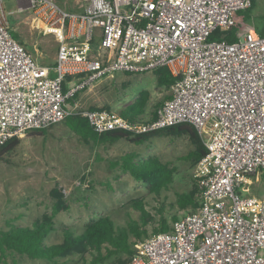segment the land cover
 <instances>
[{"label": "built area", "instance_id": "2783aa9c", "mask_svg": "<svg viewBox=\"0 0 264 264\" xmlns=\"http://www.w3.org/2000/svg\"><path fill=\"white\" fill-rule=\"evenodd\" d=\"M6 1L0 0V148L75 115L99 134L192 125L207 150L194 175L202 206L138 244L129 264H264V198L251 193L252 181L264 178V36L210 41L230 30L252 0H16L30 28L57 43L52 69L13 36ZM163 68L175 84L147 120L70 102L119 72Z\"/></svg>", "mask_w": 264, "mask_h": 264}, {"label": "rangeland", "instance_id": "374dc122", "mask_svg": "<svg viewBox=\"0 0 264 264\" xmlns=\"http://www.w3.org/2000/svg\"><path fill=\"white\" fill-rule=\"evenodd\" d=\"M18 7L16 0L5 2L13 36L29 49L38 45L42 59L53 60L57 55V43L52 37L36 34L30 28L28 12L20 13ZM9 12L14 14L9 15ZM263 28L264 0H258L253 18L244 25L243 31L258 36ZM115 76V79L81 92L77 101L82 111L107 110L120 115L146 92L149 95L146 115L139 118L147 120L155 114L157 104L164 103L171 94L170 88L159 86L156 72L142 75L119 72ZM20 140V145L0 160V230L31 227L36 221L52 216L57 203L51 196L55 188L64 195L66 209L54 218L55 231L48 238L49 244L62 242L64 229L80 234L89 223L106 216L117 227L127 226L132 219L139 222L141 212L135 205L139 202L158 227L162 219L172 226L174 218L189 214L178 202V194L191 193L197 188L194 179L197 165L187 159L196 145L188 136L159 135L143 144L121 140L98 147L83 140L62 122L46 133L33 132ZM125 156H135L136 163L158 159L173 169L172 183L160 194H152L146 184L113 166ZM252 182L251 193L264 198V178ZM149 234L152 235V231ZM90 260V257L85 260L74 254L58 259L57 264H90ZM6 262L53 264L11 252Z\"/></svg>", "mask_w": 264, "mask_h": 264}, {"label": "trees", "instance_id": "16d2710c", "mask_svg": "<svg viewBox=\"0 0 264 264\" xmlns=\"http://www.w3.org/2000/svg\"><path fill=\"white\" fill-rule=\"evenodd\" d=\"M257 1L252 0V6L249 9L234 15L235 24L230 30L214 33L210 37V41L222 39L229 43L242 41L245 36L243 27L252 20ZM258 36H264V28L259 31ZM156 75L160 87L171 88L175 84V79L166 68L157 70ZM80 94H77L70 102L77 100ZM148 97V93H141L139 100L132 107L122 111L120 115L130 121L145 116L144 111L149 101ZM167 99H170V96ZM162 104L163 102L158 103L157 107ZM91 111L96 110L92 109ZM64 122L70 126L71 131L76 135L87 142H93L98 147L115 144L121 140L143 144L152 136L173 135L176 137L188 136L196 145V149L187 156V159H192L196 165L207 153L197 130L189 124H180L158 132L135 136L131 139V135L122 132L96 133L89 121L80 115L71 116ZM47 131L49 130L36 131V133L42 134ZM20 143L21 140L15 138L2 146L0 148V160H4V156L11 153ZM134 159L135 156H125L113 166L120 167L137 181L146 184L152 194H160L172 183L173 169L168 165L156 158L138 163L134 162ZM51 196L57 202L52 216L36 221L31 227H13L6 231L0 230V264H7L9 252L25 255L31 260H43L53 264H57L58 259L74 254L82 256L85 260L90 257V264H129L132 256L136 253L138 244L156 234L168 233L172 229V226H168L165 219L160 220L161 223L158 227L155 219L144 209L142 202H139L135 203L141 212L139 222L132 219L127 226L117 227L115 222L106 216L89 223L80 234H75L73 230L68 228L64 229L63 241L49 244L48 238L55 231L54 218L66 209L64 195L60 189L55 188ZM178 202L182 209L189 211V214L196 213L202 206L201 192L198 186L191 193L178 194ZM177 220L179 218H174L175 222ZM150 231H152V235L149 234Z\"/></svg>", "mask_w": 264, "mask_h": 264}, {"label": "crops", "instance_id": "0c3cea01", "mask_svg": "<svg viewBox=\"0 0 264 264\" xmlns=\"http://www.w3.org/2000/svg\"><path fill=\"white\" fill-rule=\"evenodd\" d=\"M28 50L37 58L38 62L41 65H43L45 67H48V68H51V69L55 67V65H56V57L53 58V60H44V59H42V56L40 54V50L38 49V46H36V45H34L32 47V49L28 48Z\"/></svg>", "mask_w": 264, "mask_h": 264}]
</instances>
